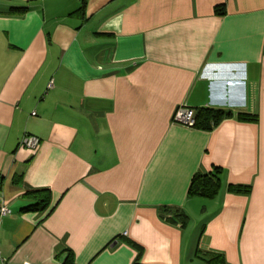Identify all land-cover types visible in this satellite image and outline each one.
<instances>
[{
  "label": "crops",
  "instance_id": "1",
  "mask_svg": "<svg viewBox=\"0 0 264 264\" xmlns=\"http://www.w3.org/2000/svg\"><path fill=\"white\" fill-rule=\"evenodd\" d=\"M85 1L0 0V264H264V0ZM180 106L234 115L205 131Z\"/></svg>",
  "mask_w": 264,
  "mask_h": 264
},
{
  "label": "trees",
  "instance_id": "2",
  "mask_svg": "<svg viewBox=\"0 0 264 264\" xmlns=\"http://www.w3.org/2000/svg\"><path fill=\"white\" fill-rule=\"evenodd\" d=\"M85 0H82L79 10H83L85 7ZM27 6H15L11 8V11L14 13L22 14L28 11ZM215 12L218 14L224 13V6H216ZM194 115V126L195 129H201L205 131L212 130L214 127L219 125L223 120L231 118L234 114L229 109L222 108H213V107H202L195 109ZM236 118L242 121H257V117L255 114L249 115L246 113H238L236 114ZM220 170L215 168L211 173L208 174H200L196 173L192 176L190 185L188 188V197H205V198H213L217 195L221 187L220 180ZM227 190L229 192L234 193H242L248 194L250 193L249 186L242 185H233L228 184ZM30 195L35 194L38 198V201L28 206L25 210H33V211H42L48 207L50 194L48 190H37L28 192ZM39 195V196H38ZM53 210V207L48 210L50 213ZM160 214L162 217L170 222V223H180L181 226H184L188 222V216L186 213L179 207L173 206H162L160 207ZM47 213V214H48ZM197 252H201L200 249H197ZM208 253V252H205ZM204 253V254H205ZM213 259H208L207 263L211 264ZM61 264H74L73 263V255L72 252L67 253L66 257L63 259ZM134 264H141L136 261Z\"/></svg>",
  "mask_w": 264,
  "mask_h": 264
},
{
  "label": "built area",
  "instance_id": "3",
  "mask_svg": "<svg viewBox=\"0 0 264 264\" xmlns=\"http://www.w3.org/2000/svg\"><path fill=\"white\" fill-rule=\"evenodd\" d=\"M194 115H195V111L193 108L180 106L177 108V110L174 113L173 121L175 123H180L186 127L193 128ZM39 141L40 140L38 139V137L30 134H25L20 141V146L31 150H35L39 144ZM10 212H11L10 209L6 205L4 204L0 205V217H4ZM124 234H126V232ZM25 264H29V263H25Z\"/></svg>",
  "mask_w": 264,
  "mask_h": 264
},
{
  "label": "rangeland",
  "instance_id": "4",
  "mask_svg": "<svg viewBox=\"0 0 264 264\" xmlns=\"http://www.w3.org/2000/svg\"><path fill=\"white\" fill-rule=\"evenodd\" d=\"M200 209V208H199ZM201 215V214H200ZM193 218V217H192ZM202 218V217H201ZM201 218H197L196 219V222H195V225L199 222L200 223V220H201ZM192 223H194V222H192Z\"/></svg>",
  "mask_w": 264,
  "mask_h": 264
}]
</instances>
